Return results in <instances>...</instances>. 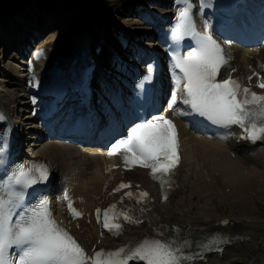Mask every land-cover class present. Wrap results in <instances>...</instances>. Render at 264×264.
<instances>
[{
    "label": "bare ground",
    "instance_id": "bare-ground-1",
    "mask_svg": "<svg viewBox=\"0 0 264 264\" xmlns=\"http://www.w3.org/2000/svg\"><path fill=\"white\" fill-rule=\"evenodd\" d=\"M99 4L100 0H65V7L62 8L63 20H67L73 27V32L67 36L66 51L64 53L60 50L54 51L52 58L48 61L42 56V51L38 49L33 55L38 62V75L41 77V82L35 83L33 87L36 93L47 91L50 86L62 91L60 94L71 92L72 88L68 87L71 81L70 76L78 63L85 62L87 66L95 65L93 76L89 78L92 88L91 106H99H96L98 107L96 111L93 107L94 112L93 110L90 112L94 114L90 117L91 126L89 129L92 128V133L96 137L109 135L116 131L117 123L112 121L100 132L98 112L104 109L101 105L107 104L105 106L107 107L120 99L118 89L124 83L122 77L130 72L129 68L123 69L121 78L108 75L105 60L108 55L105 52L106 49L102 48L105 36L103 33L95 36L97 33H94V29L103 19V12L99 11ZM170 11H172V5L169 9L163 8L160 13H169ZM145 27L146 31L151 29L149 26ZM119 31L123 39L127 38L125 28ZM9 33V35L6 33V36L0 35L6 40L3 45V47L6 46V50L12 48L15 42L16 31L13 29ZM149 35H151L149 38L140 39V42L146 41L150 46L154 41H158L156 34L152 32ZM95 38L97 39L94 40ZM140 42L138 44H142ZM94 44H96L94 49H91ZM128 47L136 57L138 55L137 50L132 45ZM97 49L101 50L100 53L96 52ZM139 49L141 56L138 60H142L147 57L148 51L146 50L148 48ZM234 52L236 59L232 66L226 69V72L233 71L234 74L261 72V65L264 63V46L251 49L236 48ZM134 64L138 65L139 62ZM110 66H112V62H110ZM19 69L24 70L22 67ZM177 73L167 74L166 78L171 76L173 79H177ZM21 80L23 82V79ZM10 84V82L5 81L0 83V111L3 112V117L6 120L13 121V123L11 122V129L14 135L19 136V138L23 136L22 142H25L27 139L23 132L27 128L26 121L28 118H32V115L24 117L20 113L12 115L19 108L18 105L21 104L20 107L23 108L27 101H18L23 94L16 92ZM55 99V95H53L49 100L55 101ZM78 99L77 94L69 93L61 101L64 105H69L74 104ZM122 99L128 98L122 97ZM127 105H129V101ZM36 106H39L37 112L40 111L42 105ZM26 108L27 110L31 109V107ZM113 110L110 109V112ZM105 111L107 110L105 109ZM35 112L33 111L32 114ZM59 113L56 117L59 116ZM123 117L127 119L124 115L120 116V118ZM23 119L24 122H22ZM99 119L101 120L102 116H99ZM17 120L22 123L20 126L25 125L24 129L21 130L20 126L17 128ZM36 126L33 124L32 128L34 129ZM2 129L0 123V132ZM36 130L39 131L38 128ZM44 130V137L40 142L35 140L28 146L26 145V148L31 147L30 156L26 155L25 152L20 155L23 143L16 140L19 155L27 166L39 163L40 159L47 162L49 167L53 169L50 176L58 170H64L67 173V179H69L67 186L64 185L57 194L53 195L51 201L56 206L54 209L56 219L66 222L70 228L75 230L84 247L89 249L96 247L95 249H97L108 243L125 245L151 233V229L146 223H140L136 226L121 227L116 236H110L109 233L103 234L94 223L93 213L114 198L111 191L118 180L123 177L121 171L112 168L119 157H111L106 160L104 154H99L96 150L93 151L86 146L69 142L68 139L52 133L48 128L44 127ZM34 135L38 137L36 133ZM181 147L183 162L174 175L176 186L169 193V199L166 203L159 204L158 192L148 178L146 171L138 169L126 173L125 178L131 177L135 182L150 189L155 199V208L152 211H154L158 221L167 225L171 231L192 232L200 236L222 231L243 238L224 243L220 253L221 259L211 254L200 257L192 263L183 262L182 264H230V252L234 248H240L243 251V256L238 257L239 260H237L239 264H244L247 260L251 262L262 261V256L258 251L247 253L246 249L264 246L261 238L264 237V219L259 215L244 217L241 213L251 211L249 208L248 211H245V206L254 201L255 198L263 200L264 194L260 193L259 189L264 190V151H262L264 149H260L262 151L260 154L259 149L248 147L242 143H235L231 137L222 142L196 137L185 127L181 129ZM251 184H256L257 188L254 191L256 196H252V193L250 194L248 191ZM56 188L57 185H55ZM61 194L64 196L63 202L59 198ZM71 200H75L76 204L83 209L85 216L82 219L75 220L68 215L66 207ZM234 204L241 208L239 214L232 211L235 208ZM225 220H228V224L222 226V222ZM246 237L248 240L244 239ZM252 239L253 242L249 243Z\"/></svg>",
    "mask_w": 264,
    "mask_h": 264
},
{
    "label": "snow or ice",
    "instance_id": "snow-or-ice-1",
    "mask_svg": "<svg viewBox=\"0 0 264 264\" xmlns=\"http://www.w3.org/2000/svg\"><path fill=\"white\" fill-rule=\"evenodd\" d=\"M202 6H205L203 0ZM180 18L182 23L173 30L172 36L177 41L190 38L195 47L187 55L181 54L175 59L173 70L179 69L177 88L171 95L168 109L184 115L175 107L179 99L191 114L203 117L214 125H237L244 130V139H264V92L257 93L245 87L242 79L228 77L218 80L219 71L227 64V59L221 43L213 37L209 23H205L201 32L187 10L180 12ZM253 75L258 74L252 73L247 79L251 80ZM256 87L264 89V78ZM178 149L176 127L172 120L154 116L130 129L126 139L116 141L109 155H120L125 168L139 166L150 169L151 178L158 181L163 190L165 185L171 184V177L179 164ZM0 163L3 161L0 160ZM48 179V169L43 165L21 166L0 178V264H129L133 259L146 264H181L183 257L179 255L180 249L174 247L173 242L155 238L138 241L132 247L100 249L91 256L87 255L52 218L46 201L40 200L34 205L25 203L27 190L46 183ZM128 187L130 185L122 183L113 191ZM124 195H135L137 203L146 201L148 197L147 192L138 195L126 192ZM69 209L75 216L80 215L71 204ZM115 210L116 205L103 210L104 228L119 229V224L110 223L116 217ZM96 211L99 219L101 210ZM120 215L132 222V217L126 212ZM222 223L227 224L228 221Z\"/></svg>",
    "mask_w": 264,
    "mask_h": 264
},
{
    "label": "rangeland",
    "instance_id": "rangeland-1",
    "mask_svg": "<svg viewBox=\"0 0 264 264\" xmlns=\"http://www.w3.org/2000/svg\"><path fill=\"white\" fill-rule=\"evenodd\" d=\"M162 2L167 5L168 0H141L140 2L138 0H100L98 7L99 11L103 12V19L94 29V33H97L95 36L99 33H103L105 36L102 48H104V50L106 49L107 51L105 50V52L109 55V58L105 59L107 62L113 61L114 58V62L121 61L124 50L128 51V44L135 47L137 46L136 40H140L143 34H150L148 31L144 30V28H146L144 26L147 22H144L143 16L147 18L149 14L154 13L153 11L161 10L162 5H164ZM169 2L171 4L170 0ZM64 4L65 0H27L19 9L12 10L6 14H0V35L6 36V33L9 35V31L13 29L16 31L14 45L12 48H7V50L5 49L6 46L3 47L6 40L0 36V80H2L0 83L4 81L10 82L11 87H13L16 92L23 95L25 94L28 99H36L37 95L33 87L35 82L39 81V76H35V74H38V62L33 56V53L36 49L43 50L42 56L47 61L52 58V53L54 51L60 50L64 53L68 44L67 36L73 32L72 25L67 20H63L62 8L65 7ZM163 8L169 9L170 6ZM123 28H125V36H127L125 40L127 41L126 43H124L119 31ZM27 33L28 36H26ZM33 34L36 37V41H33ZM21 36H24L22 43L19 45L22 51L18 52V55L15 53L16 59H12L13 53L11 52L16 49L14 47L18 46L16 39L17 37L21 39ZM96 39L97 38L94 40ZM95 45L96 44H94L91 49H94L93 47H95ZM22 54H24L27 59H24ZM23 60L26 61L27 65L25 67L28 69L23 76H27L28 78L34 76V78L28 81V86L31 87H27L29 88L28 90L26 87L21 89V80L17 77L18 74L20 75L19 72L22 71L19 70V68L22 67L21 63L24 62ZM13 99L15 98L13 97ZM25 99L27 98L23 100ZM30 105H35V103L32 102ZM31 123L32 121H29L26 126ZM27 129H29V127ZM42 129L43 127L39 129L40 131L37 133V136H43L44 131ZM61 178L64 180L63 186H67L69 181V179H67V174L63 170H58L55 173V181H60ZM256 188V186L252 188V196H256V193H254ZM58 191L57 189L53 190V194H57ZM259 191L264 194V190L259 189ZM59 198L60 201L63 202L64 196L62 194L59 195ZM261 200L262 199L255 198L254 201L250 203L246 202L245 211H248V208L251 211L241 213V215L243 214L242 216L244 217H252L254 214L264 216V206L260 205L261 202L264 203V197L263 200ZM233 206L235 208H233L232 211L239 214L241 211L239 205L234 204ZM259 206L261 208L257 209ZM254 207L256 208L254 209ZM233 254L237 256L240 255L241 252L236 250ZM232 264L235 263L232 261ZM244 264H249V261H245Z\"/></svg>",
    "mask_w": 264,
    "mask_h": 264
},
{
    "label": "water",
    "instance_id": "water-1",
    "mask_svg": "<svg viewBox=\"0 0 264 264\" xmlns=\"http://www.w3.org/2000/svg\"><path fill=\"white\" fill-rule=\"evenodd\" d=\"M27 0H0V14L19 9Z\"/></svg>",
    "mask_w": 264,
    "mask_h": 264
}]
</instances>
